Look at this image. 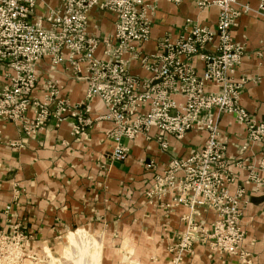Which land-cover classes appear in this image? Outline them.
<instances>
[{
	"label": "built area",
	"instance_id": "1",
	"mask_svg": "<svg viewBox=\"0 0 264 264\" xmlns=\"http://www.w3.org/2000/svg\"><path fill=\"white\" fill-rule=\"evenodd\" d=\"M40 2L0 0V62H5L7 68V80L0 85V120L18 122L24 136L32 137L45 129L51 118L59 125L73 117L72 133L84 136L92 122L86 116L91 110L90 101L98 97L108 112L97 120L113 122L106 132L114 142L108 155L110 162L128 157L125 139L147 135L153 127L160 130L157 139L163 148L168 146L165 133L182 138L191 129L206 130L204 146L187 157L173 159L163 174L156 175L148 194L152 202L178 190L175 202L189 207L187 227L174 245L178 252L175 264L184 253H191L195 242L208 243L216 250L238 251L245 237L240 199L245 192L241 188L232 195L227 189V183L233 181L231 161L219 118L229 113L247 127L244 148L264 140V120L253 119L239 103L247 79H238L235 73L245 47L233 34L244 13L255 12L264 19V0H258L256 7L238 0H194L201 10L218 7L216 26L210 28L188 18L187 32L177 38L164 36L152 54L142 49L151 38L153 25L149 16L153 5L145 0H60L58 6L45 3V13L39 16L36 11ZM94 7L115 15L111 35L98 37L90 32L89 13ZM101 45L104 57L97 55ZM196 56L204 64L202 76L193 62ZM44 57L51 58V69L67 62L77 78L87 81L84 101L73 103L61 95L57 80L45 82L42 96L35 94L41 73L39 62ZM132 60H140L152 75L140 78L133 74L129 67ZM207 82L216 89L207 90ZM177 95L186 100L179 102ZM3 140L0 129V143ZM7 143L23 145L14 139ZM147 166L155 168L156 163L150 160ZM260 169L264 171V162ZM250 177L259 182L254 171ZM201 208H213L217 218L209 225L198 222Z\"/></svg>",
	"mask_w": 264,
	"mask_h": 264
},
{
	"label": "crops",
	"instance_id": "2",
	"mask_svg": "<svg viewBox=\"0 0 264 264\" xmlns=\"http://www.w3.org/2000/svg\"><path fill=\"white\" fill-rule=\"evenodd\" d=\"M256 7L258 0H238ZM153 5L149 11L152 19V34L142 49L145 54L158 50V42L164 36L177 38L189 29L187 19L214 28L219 9L210 6L200 9L194 0H182L175 4L168 0H145ZM58 6L60 0H41L37 15H44L43 5ZM89 30L96 36L111 35L115 30V15L94 7L89 13ZM234 37L245 47L242 63L235 77L246 78L241 88L239 103L255 120L264 119V19L255 12L242 14L233 29ZM210 49V47H208ZM207 49V50H208ZM104 57L103 46L97 50ZM197 72L202 75L204 64L198 56L193 60ZM51 58L39 62L41 73L35 94L42 96L45 81L55 79L61 87V95L73 103L85 100L88 83L77 78L71 65L61 63L51 69ZM130 71L140 78L152 73L132 60ZM5 63L0 62V85L6 82ZM86 73L83 65L82 75ZM205 88L214 90L207 82ZM179 102L186 98L177 95ZM91 110L87 117L92 122L84 136L72 133L75 118L68 117L59 125L50 120L45 129L35 136L27 137L18 122L0 121L2 135L7 139L21 140L22 146L0 143V227L5 225V206L13 200L14 213L28 230L36 232L40 242L56 241L68 232L77 230L102 234L136 232L165 253L147 251L143 259L146 264H173L167 246L177 233L185 230L184 216L189 212L185 203L175 202L179 195L174 190L151 202L146 190L151 187L158 174H163L174 158H184L203 147L207 131L194 128L182 138L165 133L169 142L163 148L157 140L160 130L153 127L150 135L136 139H125L129 155L123 161H108L114 142L106 135L113 127L110 119H98L108 112L107 106L98 98L90 101ZM216 111V110H215ZM219 126L227 143V156L232 160L233 181L227 183L231 192L244 187L245 206L243 227L246 231L243 249L247 258L214 251L203 243L195 246L196 254L184 258L183 264H264V141L244 148L248 131L232 114L223 113ZM154 160L155 168L147 162ZM257 166L255 169L252 165ZM256 170L259 182L250 175ZM211 208H201L197 220L211 224L216 219ZM126 234V233H125ZM104 237V235H103ZM118 241V239H117ZM159 249V250H160ZM163 257V258H162ZM157 259V260H154ZM171 259V260H170Z\"/></svg>",
	"mask_w": 264,
	"mask_h": 264
},
{
	"label": "rangeland",
	"instance_id": "3",
	"mask_svg": "<svg viewBox=\"0 0 264 264\" xmlns=\"http://www.w3.org/2000/svg\"><path fill=\"white\" fill-rule=\"evenodd\" d=\"M48 80H55V79H48ZM1 120H5V119H1ZM50 120H54V119L51 118ZM7 121H11V120H7ZM147 135H150L151 137L150 131L149 134ZM8 139L10 138L3 140L1 143H7ZM247 142H248V136H247V141L245 142L244 145H246ZM168 146H169V142H168ZM197 151L198 150L194 152ZM226 155H227V148H226ZM229 159L231 161L230 175L231 178L233 179L232 160L231 158ZM252 166L255 169L257 168V166H255L254 164ZM254 172L256 173V170ZM155 182L156 180L151 185V187H149L146 190V196L148 198H150V195L148 193H150ZM241 188L244 189L245 192L244 195H245L246 190L244 187H239L235 192H231L229 187L227 189L232 195H235L237 194V191ZM156 199L157 198H155L154 200ZM240 199H241V207H242L241 225L243 230L245 231L242 220H243V208L246 204L244 200L246 199L244 196H241ZM154 200H152V202ZM9 205L10 208L8 209L7 206ZM3 212L5 215L4 216L5 225H2L0 227V264H91V263L92 264H146L143 259H146L144 257L146 256L147 251L154 250V251H158L159 254L160 253L163 254L166 252V248H162L161 250L160 248L156 247L153 242L151 243L150 240H147L143 237L139 238L136 232L133 233L130 232L129 234L127 232H124L123 234H121V236H119L117 232L114 233V235L104 234V233L102 234L99 233L97 235L96 232L89 233L88 231L77 230L73 232H68L65 236L61 237L62 243L59 244L56 241L40 242L36 238V232L26 229L23 223L15 215L13 208V200L5 206ZM185 221L187 227L188 220L185 219ZM197 221L198 222L203 221L204 222L203 224L208 225V223H206L205 220L202 221L197 220ZM183 233L184 230L177 233L175 239L173 241H170V243L167 246V252H169L173 264H175L173 261L174 258L178 255V252L174 247V245L178 241L179 235ZM245 236H246V231H245ZM197 243H203V242H195V244L192 246L193 249L191 253H184V255H182L180 261L177 264H183L184 258H186L188 255L193 256L196 254L195 246ZM203 244H205L214 251H221L232 255L238 254L241 257H245V260L248 257L245 250L242 247L243 242H241L238 251L233 253L228 251L213 249L211 246H209L208 243H203ZM155 264H159V263H155Z\"/></svg>",
	"mask_w": 264,
	"mask_h": 264
},
{
	"label": "bare ground",
	"instance_id": "4",
	"mask_svg": "<svg viewBox=\"0 0 264 264\" xmlns=\"http://www.w3.org/2000/svg\"><path fill=\"white\" fill-rule=\"evenodd\" d=\"M92 264V263H91Z\"/></svg>",
	"mask_w": 264,
	"mask_h": 264
}]
</instances>
